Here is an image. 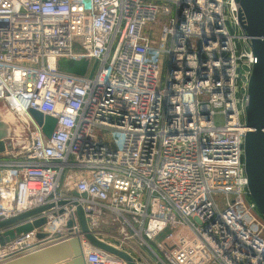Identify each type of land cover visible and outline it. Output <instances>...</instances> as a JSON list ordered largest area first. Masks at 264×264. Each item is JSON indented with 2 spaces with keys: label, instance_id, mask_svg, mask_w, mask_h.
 Returning <instances> with one entry per match:
<instances>
[{
  "label": "built area",
  "instance_id": "built-area-1",
  "mask_svg": "<svg viewBox=\"0 0 264 264\" xmlns=\"http://www.w3.org/2000/svg\"><path fill=\"white\" fill-rule=\"evenodd\" d=\"M237 12L234 0H0V102L28 117L22 146L10 131L0 155V222L52 205L0 243V263L80 234L77 202L94 236L138 264H264L244 159L257 60ZM60 58L90 64L78 76ZM32 108L57 118L50 138ZM81 242L87 264H127Z\"/></svg>",
  "mask_w": 264,
  "mask_h": 264
},
{
  "label": "water",
  "instance_id": "water-1",
  "mask_svg": "<svg viewBox=\"0 0 264 264\" xmlns=\"http://www.w3.org/2000/svg\"><path fill=\"white\" fill-rule=\"evenodd\" d=\"M238 6L237 20L241 30L249 39L250 50L257 62L253 65L248 82V103L245 108L246 127L248 131L244 141V159L248 178V187L251 197L264 217V0H234ZM87 9L91 8V0H83ZM89 60L60 58L57 61L59 71L84 76L89 67ZM97 62L93 65L90 76L93 75ZM168 70L171 65L168 63ZM29 115L34 122L42 127L47 138H50L56 128L57 118L45 115L36 109H30ZM10 127L0 117V155L11 148L8 143ZM60 205L69 204V201H61ZM77 216L81 233L72 235L57 233L53 240L46 246H35L22 251L15 256L7 258L0 264H87L85 251L81 237L91 245L114 254L127 264H138L129 254L120 251L110 244L98 239L90 231L83 208L77 203ZM46 205L35 210L26 212L17 217L0 222V230H7L0 237L1 245L13 240L16 236L27 233L36 227L45 224V219L36 220L33 223H22L42 211L51 208ZM74 221L67 224L69 232H72ZM46 234L40 233L37 238L45 239Z\"/></svg>",
  "mask_w": 264,
  "mask_h": 264
},
{
  "label": "rangeland",
  "instance_id": "rangeland-1",
  "mask_svg": "<svg viewBox=\"0 0 264 264\" xmlns=\"http://www.w3.org/2000/svg\"><path fill=\"white\" fill-rule=\"evenodd\" d=\"M229 27L232 31L237 32V28L234 24V21L232 20V16H230L229 19ZM237 46L239 52H244L246 50L245 44L242 42V40H237ZM167 69H168V58H167V53L165 50L161 52L160 55V78H159V88L163 87L165 85L166 81V74H167ZM0 106L8 107L6 104L3 102H0ZM15 118V115H14ZM215 122L218 125H222L224 123V118L221 115H216L215 117ZM16 125V126H15ZM12 139L14 138L15 141L18 140V146L21 147V141L24 140L25 134L23 133V129L26 127V121H23L22 119L17 117L16 124L14 126H9ZM17 127V128H16ZM12 128V129H11ZM18 129V130H17ZM26 131V130H25ZM17 144V143H16ZM25 146V144H23ZM150 260L154 263V259L150 258Z\"/></svg>",
  "mask_w": 264,
  "mask_h": 264
},
{
  "label": "bare ground",
  "instance_id": "bare-ground-1",
  "mask_svg": "<svg viewBox=\"0 0 264 264\" xmlns=\"http://www.w3.org/2000/svg\"><path fill=\"white\" fill-rule=\"evenodd\" d=\"M14 115H15V118H14ZM0 117L2 121L9 126H14V124H16L17 117L22 119L23 121H27V118H28L27 114L22 109L12 111L9 107H4V106L2 107L0 106ZM61 233L65 234L64 232H61ZM85 248L87 247L85 246Z\"/></svg>",
  "mask_w": 264,
  "mask_h": 264
}]
</instances>
